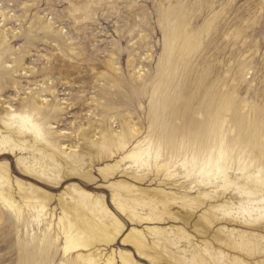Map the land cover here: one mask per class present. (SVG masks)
Here are the masks:
<instances>
[{
    "label": "rangeland",
    "instance_id": "obj_1",
    "mask_svg": "<svg viewBox=\"0 0 264 264\" xmlns=\"http://www.w3.org/2000/svg\"><path fill=\"white\" fill-rule=\"evenodd\" d=\"M216 1L0 0V112L17 113L24 100L39 109L38 96L57 107L43 121L53 132L49 145L71 158L92 141L89 133H121L125 121L140 131L133 143L151 153V164L142 166L126 158L133 147L120 153L93 146L98 162L74 165L91 171L90 182L76 170L66 176L45 149L31 148L33 137L23 138L25 147L4 161L27 193L35 197V188H42L54 198L45 217L37 218L16 191L22 221L0 204V264H74L79 255L98 264H264V214L251 212L243 191L257 187L262 151H233L231 185L211 182L206 164L191 162L186 151L162 148L160 167L153 163L159 120L182 138L191 136L202 115L184 100L202 93L197 103L204 102L211 83L226 85L229 104L244 109L247 132L256 120L264 123V0ZM194 31L200 33L196 49L181 58L177 33L188 39ZM163 95L172 99L166 116L155 103ZM237 124L236 115L230 136ZM60 197L73 211L78 198L110 242H97L70 223ZM187 210L193 213L188 225L181 220ZM200 218L208 228L196 226ZM68 235H79L89 247L65 255Z\"/></svg>",
    "mask_w": 264,
    "mask_h": 264
},
{
    "label": "bare ground",
    "instance_id": "obj_2",
    "mask_svg": "<svg viewBox=\"0 0 264 264\" xmlns=\"http://www.w3.org/2000/svg\"><path fill=\"white\" fill-rule=\"evenodd\" d=\"M216 2V0H212L213 5ZM214 19L210 21V24H212ZM188 26L190 27V24ZM207 31H210L209 27ZM195 35L200 36V33L194 31L193 35L188 39L186 37L183 38L180 32L177 33L179 55L181 58L182 56L191 54L192 52L190 50L196 49V47H194ZM198 43L199 42H197V44ZM243 52L244 51H241V53ZM135 61L136 60L131 57L128 62L129 66H133ZM113 66L112 68L116 69L115 64H113ZM102 77L104 78L105 76ZM138 77L142 80L145 77L141 74V70L138 72ZM178 93L179 89H177V94ZM201 98L202 93L199 95L198 99L196 95H193L184 100V105L186 107L192 108L197 105V116L202 115L200 124L193 128L192 135L188 138H182L178 130L170 129L162 123V120H159V128L157 130L159 139L157 142L158 152L153 163L155 166L160 167L158 159L159 152L162 148L177 152V155L182 151H186L190 154L187 156L191 157V162L197 163L196 160H201L206 164L203 169L211 182L231 185L232 181L230 179L228 167L229 165L233 166L237 158L233 151L239 149L240 152L238 155H240L245 151H249L252 154L254 149H258L262 152L259 159L256 160L260 167L256 176L258 179L257 187L253 192L244 188L243 191L249 196L248 204L251 206V212L264 214V123L256 120L253 128L250 132H247L244 123L246 112L243 108L235 110V108L229 104L230 96L226 91V85H221V83H211L204 91V102L198 104L197 101H201ZM34 99L38 102L39 109L35 108V105L31 101L24 100L22 109L17 113L13 110H4L0 112V204L12 210L17 220H24V215L22 207L19 202H16L14 197L16 191H18V196L21 201L26 204L30 203L29 207H33L37 218L45 217L54 198L53 194L42 188H35V197L27 193V184L18 177L13 178L11 163L9 161H4L8 160L7 155H15L20 148L25 147L26 142L21 141L23 138L33 137L35 145H32L31 148L34 150L39 149V151L45 149L47 155L53 158V160L64 169L66 176L70 175L71 170H76L74 165L78 161L83 165L89 163V160H91V163L98 162L94 156L93 146L101 147L102 145L104 148L102 150L108 149L110 151L115 148L117 152L120 153H126L130 147H133V152L131 154L129 153L126 158H133L137 164H141L142 166H144L143 163L151 164V153L149 148H144L140 142L137 144L133 143L134 138L138 137L140 131L134 129L135 126L129 121H125L121 133H116L113 130H101L100 138H96L94 134L92 135L89 133L88 135L92 141L88 143L87 147L77 154L75 158H71L58 150L56 151L54 143L49 145L50 136L53 133L52 129L50 127L46 128L47 122L43 123V121H48L53 118L57 114L58 108H50L49 103L47 101H41L39 96L38 98L34 97ZM155 103H157L156 106H158V108L160 106L158 111L160 115H168L167 112H169V108L172 105V99L170 97L164 95L161 97L157 96ZM236 115L238 116L239 124L235 127H231L235 129L236 133L230 136L227 131L230 130L229 126L233 123V119ZM193 120L197 119L193 117ZM4 132L12 133L15 138H11L9 135L4 134ZM108 157L112 158L114 156ZM253 159L255 160V156H253ZM225 164L227 166H225ZM100 172L108 179L104 173V169H101ZM75 175L90 182H94L95 179L89 170L83 172L76 170ZM251 180H253V177H251ZM4 187H7V191L4 190ZM122 195L127 196V193H122ZM165 196L168 202L174 199L172 195ZM60 204L64 213L69 214L70 223H77L79 231L86 228L88 232L92 234L95 241L110 242L109 240H104L105 226L95 221L91 215H88V213L82 209L78 198H76L75 211L66 206L63 197H60ZM181 212V220L188 225L193 219L192 211L187 210ZM84 217L86 219H84ZM211 218L212 216L210 215L209 219ZM200 222H202L201 218L196 225L198 228L204 229V226L208 228V225ZM249 243L250 242H247V244ZM66 244V248L64 249L65 255L73 250L86 249L89 247V245L81 242V237L79 235H77V237H73L72 235L66 236ZM140 252L143 253L142 250H140ZM81 257L83 256L79 255L74 264H79V261L80 264H98L89 256L84 258ZM209 263L212 264V261L209 260ZM107 264L110 263L108 262Z\"/></svg>",
    "mask_w": 264,
    "mask_h": 264
}]
</instances>
